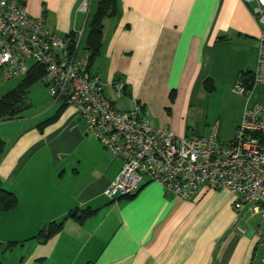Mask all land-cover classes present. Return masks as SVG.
<instances>
[{
  "label": "crops",
  "instance_id": "crops-1",
  "mask_svg": "<svg viewBox=\"0 0 264 264\" xmlns=\"http://www.w3.org/2000/svg\"><path fill=\"white\" fill-rule=\"evenodd\" d=\"M21 1L66 38L87 31L99 0ZM88 1L89 11H82ZM261 34L243 0H117L93 74L120 110L142 106L152 127L191 137L208 136L218 124L220 142L230 145L246 111L264 108V81L248 95L237 91L241 72L258 71ZM206 80L214 82L213 93ZM113 82L126 86L120 97ZM54 101L58 106L37 121L53 115L38 124L22 125L30 118L21 115L0 121V181L18 199L14 210L0 212V243L18 242L2 264L258 263L264 221L247 206L236 210V197L226 190L204 189L184 201L145 181L132 198L113 204L105 192L122 160L88 133L74 107L42 127L60 106ZM88 207L96 213L81 224L75 216ZM63 220L47 242L36 238Z\"/></svg>",
  "mask_w": 264,
  "mask_h": 264
},
{
  "label": "built area",
  "instance_id": "built-area-1",
  "mask_svg": "<svg viewBox=\"0 0 264 264\" xmlns=\"http://www.w3.org/2000/svg\"><path fill=\"white\" fill-rule=\"evenodd\" d=\"M262 27L256 83L264 81V0H243ZM82 11H89L85 2ZM53 34L44 18H35L21 0H0V70L8 80H21L38 65L41 82L56 101H66L86 122L87 131L122 160L119 176L105 195L114 202L137 193L147 181L167 194L188 201L204 189L226 190L236 197L235 209L249 208L264 221V108L246 111L234 142L219 140L218 124L208 136L179 137L166 127L154 128L144 108L120 110L105 94L106 84L88 71L89 56L80 46ZM116 97L125 85L111 83ZM240 94L245 93L241 84ZM241 232L244 233L243 230ZM257 233L264 237V228Z\"/></svg>",
  "mask_w": 264,
  "mask_h": 264
},
{
  "label": "trees",
  "instance_id": "trees-1",
  "mask_svg": "<svg viewBox=\"0 0 264 264\" xmlns=\"http://www.w3.org/2000/svg\"><path fill=\"white\" fill-rule=\"evenodd\" d=\"M117 13V0H99L93 15L88 20L87 31L83 33L80 46L88 53V71L92 74L95 63L101 56L103 47V37L105 29V21L114 18ZM73 44H76L79 36L76 33H71L67 37ZM44 74V70L38 66L33 65L32 70L26 77L21 79L16 88L7 93L0 99V121L13 120L23 114L29 107L28 94L29 89L37 82H39ZM238 84H241L245 89V95L253 91L256 85L255 74L246 71L241 72L238 79ZM204 87L209 93H213L216 89L215 84L211 80L204 82ZM126 89V86H125ZM124 89V90H125ZM59 108L55 115L49 120L42 123V127L55 122L63 111L69 107L66 101H60ZM4 143L0 140V155L3 153ZM134 196V195H133ZM125 197L122 199L132 198ZM120 199V200H122ZM112 203H116L112 201ZM18 205V199L14 193L2 187L0 181V212H9L14 210ZM96 210L90 207L81 210L80 214H76L75 218L81 224L90 219ZM65 221L52 222L46 226L45 229L40 231L36 238H39L43 243L47 242L50 238L57 235L63 229ZM18 242H9L6 244L0 243V264H2V257L6 252L13 251Z\"/></svg>",
  "mask_w": 264,
  "mask_h": 264
},
{
  "label": "rangeland",
  "instance_id": "rangeland-1",
  "mask_svg": "<svg viewBox=\"0 0 264 264\" xmlns=\"http://www.w3.org/2000/svg\"><path fill=\"white\" fill-rule=\"evenodd\" d=\"M97 0H93L94 3H96ZM90 3V1H88ZM21 80H8L5 72L3 70H0V99L3 98L7 93L12 91L14 88L18 86ZM28 103L30 104V108L26 110L23 114H21V119L24 118H30L25 123H22V125L27 124H38L41 121H44L47 117H50L53 115V111H51L49 114L42 116L40 120L37 121L38 115L41 114L43 111L47 110L52 104L58 106V103H55L54 99L52 98L49 90L45 87V85L39 81L35 83L31 88L29 92V98H28ZM37 118H36V117ZM28 122V123H26ZM20 127V125H19ZM12 128V127H11ZM15 131L10 133V137L15 136ZM254 223V222H253ZM252 223V224H253ZM18 250V249H16ZM260 253L259 258H258V263L257 264H262L263 259H264V249ZM11 253V252H6L3 257H2V262L3 258L6 254ZM7 256H10L9 254ZM15 260V259H14ZM261 262V263H260Z\"/></svg>",
  "mask_w": 264,
  "mask_h": 264
},
{
  "label": "water",
  "instance_id": "water-1",
  "mask_svg": "<svg viewBox=\"0 0 264 264\" xmlns=\"http://www.w3.org/2000/svg\"><path fill=\"white\" fill-rule=\"evenodd\" d=\"M73 216L75 215V213L72 214Z\"/></svg>",
  "mask_w": 264,
  "mask_h": 264
}]
</instances>
